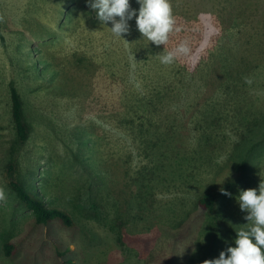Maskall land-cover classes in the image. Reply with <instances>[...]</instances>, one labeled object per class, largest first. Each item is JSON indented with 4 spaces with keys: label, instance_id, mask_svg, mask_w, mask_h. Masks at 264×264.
Instances as JSON below:
<instances>
[{
    "label": "rangeland",
    "instance_id": "obj_1",
    "mask_svg": "<svg viewBox=\"0 0 264 264\" xmlns=\"http://www.w3.org/2000/svg\"><path fill=\"white\" fill-rule=\"evenodd\" d=\"M170 3L182 30L164 48L135 19L115 36L85 0H0V234L27 240V252L50 254L55 226L42 229L49 241L30 226L8 186L17 166L49 207L72 215L75 226H62L71 264H203L248 227L236 197L264 180V148L247 184L226 181L254 155L240 144L264 120V0ZM183 39L191 56L162 64ZM11 86L32 129L23 146ZM214 184L231 193L216 231L196 202ZM87 193L91 208H74Z\"/></svg>",
    "mask_w": 264,
    "mask_h": 264
},
{
    "label": "trees",
    "instance_id": "obj_2",
    "mask_svg": "<svg viewBox=\"0 0 264 264\" xmlns=\"http://www.w3.org/2000/svg\"><path fill=\"white\" fill-rule=\"evenodd\" d=\"M78 60L79 64H84L83 57H78ZM138 66L140 67V65ZM234 75L235 74H229L228 77L231 78ZM64 86H70V81L69 83L64 81ZM238 86L239 85L231 83L227 87L229 89L230 87ZM224 87L226 88V86ZM220 92L222 94L226 93V91ZM70 95L74 97V95L76 94L71 93ZM10 99L12 119L14 122L15 130L17 132L16 140H20V144H22L23 146L25 141L28 140L32 129L28 126L25 118V101L23 100V96L21 92L18 91L16 86L10 87ZM209 105L213 104H211L210 102ZM112 113L115 114L116 110L112 111ZM251 132L252 134L247 135L240 146L243 148L245 145H247L248 148H251V152L254 155L248 156L244 160L242 166L243 170L240 173L238 172V167L234 163H231V165L235 167V170H237L238 172L237 176L236 173L234 174V176L228 175L229 178L226 182H231L232 187L234 186L233 182L237 183L239 181H242L244 184H247L248 181H246L245 178L248 179V173L250 174V170L254 168V164L259 162L260 158L263 155V152H261L260 150L261 148H264V120L256 123L254 127L251 128ZM20 148H13V150L19 151ZM234 153L235 152L233 151L232 158ZM12 165L13 163H11V166ZM15 173H17L18 175H15ZM27 177V174H23L17 166V169H13V171L10 172V183L8 186H11L16 191L18 202L22 205V207H24L31 213L33 219L30 226L34 227L35 232L40 235L38 236V238L40 239V237L45 234V231H42L43 228L45 229V227H50L52 229V227L55 226V242H48L43 245L44 249L47 248V250L51 252L50 254H43V250H39L38 252H27V248H24V246L27 247V245H29L27 240H19L18 238L14 237V233L10 234L11 232L9 229H4L3 233L0 234V264H17L18 258L21 257V255H24L25 257V253H27V259L25 260L26 264H48L49 261H51L53 264H71L75 262L76 259L74 258V254H76V251L72 250L70 247L71 244L66 242L67 234H65V230L62 228V226H65L66 228L68 227L72 229L75 226L72 215L62 208L49 207L46 202L42 200L40 196H37V194L34 192V185L26 180ZM221 187L222 186L218 187L216 184H214V186L210 189H207L200 193L196 201L197 205L203 210L205 215L207 213L208 216L213 217L214 221L212 223V226H214L215 231L216 228L219 227V202L222 199L227 198L228 196L222 193ZM223 189H226L229 192L227 188L223 187ZM89 194L90 193H87L86 196L82 198L81 204L79 203V205L73 207L81 208L86 204L90 206L88 202H91L92 199L89 198ZM89 208H91V206ZM239 223L245 222H243V220H239ZM49 238H51V236H49V231L47 230L45 239L49 241ZM52 257L56 258V261Z\"/></svg>",
    "mask_w": 264,
    "mask_h": 264
},
{
    "label": "clouds",
    "instance_id": "obj_3",
    "mask_svg": "<svg viewBox=\"0 0 264 264\" xmlns=\"http://www.w3.org/2000/svg\"><path fill=\"white\" fill-rule=\"evenodd\" d=\"M85 2L95 11L100 23L107 25L118 37H124L130 32L129 22L133 19L142 37L156 46L164 45V48L169 42L170 34L182 30L177 25L170 0H136L138 8H133L130 0ZM206 41L207 37L203 43ZM191 53L189 41L183 39L171 50L164 52L160 61L171 65L181 57L189 58ZM246 82L251 83V80L246 79ZM221 191L224 195L231 196L226 189L222 188ZM3 198L4 194L0 191V199ZM236 200L240 210L246 213L244 219L248 227L235 230L234 244L221 250L218 258L205 260L203 264H264V180L258 189H241Z\"/></svg>",
    "mask_w": 264,
    "mask_h": 264
}]
</instances>
